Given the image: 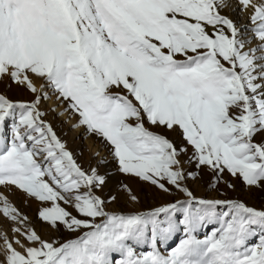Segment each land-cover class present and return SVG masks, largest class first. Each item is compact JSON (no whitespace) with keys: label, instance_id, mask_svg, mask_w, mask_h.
Listing matches in <instances>:
<instances>
[{"label":"snow or ice","instance_id":"obj_1","mask_svg":"<svg viewBox=\"0 0 264 264\" xmlns=\"http://www.w3.org/2000/svg\"><path fill=\"white\" fill-rule=\"evenodd\" d=\"M0 264H264V0H0Z\"/></svg>","mask_w":264,"mask_h":264},{"label":"rangeland","instance_id":"obj_2","mask_svg":"<svg viewBox=\"0 0 264 264\" xmlns=\"http://www.w3.org/2000/svg\"><path fill=\"white\" fill-rule=\"evenodd\" d=\"M13 98H19V97H13ZM23 98H27V97H23ZM48 119H51V117L49 116ZM54 123V126L58 124V121H53ZM58 132L61 131L59 128H57ZM64 131H67V129L65 128ZM65 139L68 140V143H69V147L70 148H78L80 147V144L81 142L80 141H74L73 140V135L71 133H69L66 137H64ZM87 158V152H86V155H85V159ZM198 195H207L206 193L203 192V189H199L198 192H197ZM213 195H215V193H213ZM160 202V200L157 201V203ZM248 203L249 204H253L257 207L260 206L261 204V201L259 199H249L248 200ZM178 242V241H173V245Z\"/></svg>","mask_w":264,"mask_h":264},{"label":"bare ground","instance_id":"obj_3","mask_svg":"<svg viewBox=\"0 0 264 264\" xmlns=\"http://www.w3.org/2000/svg\"><path fill=\"white\" fill-rule=\"evenodd\" d=\"M10 95H12L11 93H10ZM72 134V133H71ZM72 135H74V134H72Z\"/></svg>","mask_w":264,"mask_h":264}]
</instances>
